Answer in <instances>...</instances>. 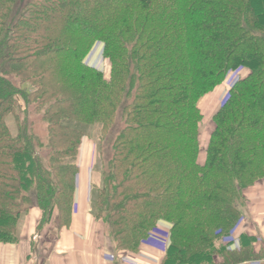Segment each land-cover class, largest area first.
Masks as SVG:
<instances>
[{
    "label": "trees",
    "instance_id": "1",
    "mask_svg": "<svg viewBox=\"0 0 264 264\" xmlns=\"http://www.w3.org/2000/svg\"><path fill=\"white\" fill-rule=\"evenodd\" d=\"M95 41L109 80L84 63ZM236 69L202 149L199 100ZM120 114L90 194L117 254L137 253L165 220L161 264L258 259L254 237L237 249L222 237L264 180V0H0L1 243L17 240L31 206L40 227L55 213L68 224L81 138L94 125L104 135Z\"/></svg>",
    "mask_w": 264,
    "mask_h": 264
},
{
    "label": "crops",
    "instance_id": "2",
    "mask_svg": "<svg viewBox=\"0 0 264 264\" xmlns=\"http://www.w3.org/2000/svg\"><path fill=\"white\" fill-rule=\"evenodd\" d=\"M83 139L82 152L78 151L82 158L77 157L76 162L78 174L68 224L60 227L55 213L40 227L41 210L29 207L18 221L17 240L0 242V264H161L169 242V222L159 220L137 253L120 255L114 250L103 223L91 215L90 194L97 180L94 162L86 156L95 146L88 137ZM245 196L243 221L238 227L236 242L229 248H239L243 234L254 237L255 250L262 255L238 264H264V180L248 188Z\"/></svg>",
    "mask_w": 264,
    "mask_h": 264
},
{
    "label": "rangeland",
    "instance_id": "3",
    "mask_svg": "<svg viewBox=\"0 0 264 264\" xmlns=\"http://www.w3.org/2000/svg\"><path fill=\"white\" fill-rule=\"evenodd\" d=\"M84 63L89 67L99 70L103 74V77L109 80L111 74V62L108 58L103 57L102 42L95 41L92 44L88 54L84 59ZM240 72L241 69H236L231 71L223 86L216 88L213 92L204 95L199 100L198 105L203 114V121L200 128V145L202 149L206 147L209 137V132L212 129V122H211L212 115L217 110L220 103H222V100L224 99L226 92L229 90L231 86L230 83H232V81L233 83L235 82L236 80L235 77H238L240 75ZM18 99L21 106H23L22 100L20 98ZM38 118H39L38 115H29L28 121L33 122L32 128L34 132L39 136V138L45 140L46 138L45 124L41 123V121H39ZM6 121L9 127L11 128V130L14 131L15 122L12 116L11 115L7 116ZM122 126H123V120L120 114L117 115L114 125L106 133H104V135L100 133L99 125H94L90 128V134L87 136H83V137H88L91 140L90 143L93 146H95V148H93L92 150L93 152L91 153L86 152L87 153L86 157L90 156V159L94 162V168L96 169L95 179L97 180L96 186H100L102 183L101 168L102 166L104 167L107 164V159L109 158L112 152L111 150L112 141L117 131ZM83 137L81 138L82 143H80L78 148V151L80 150V153L82 152L83 141H85ZM81 156L82 154H80L79 156L77 154V157L78 159L80 158V160L82 158Z\"/></svg>",
    "mask_w": 264,
    "mask_h": 264
},
{
    "label": "built area",
    "instance_id": "4",
    "mask_svg": "<svg viewBox=\"0 0 264 264\" xmlns=\"http://www.w3.org/2000/svg\"><path fill=\"white\" fill-rule=\"evenodd\" d=\"M235 78H237V77H235ZM232 84H233V81H232V83H230V85H232ZM242 221H243V219L240 218L238 220V222L236 223V225L229 231V233L222 237V240L224 243H229V245H230L231 243L233 244L236 242V238H237L236 233H237L238 227ZM35 238H37L36 235H35Z\"/></svg>",
    "mask_w": 264,
    "mask_h": 264
}]
</instances>
